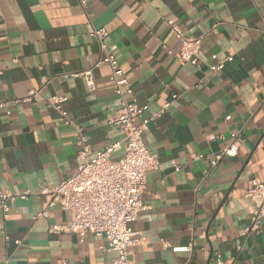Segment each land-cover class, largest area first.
Returning a JSON list of instances; mask_svg holds the SVG:
<instances>
[{"label":"crops","instance_id":"1","mask_svg":"<svg viewBox=\"0 0 264 264\" xmlns=\"http://www.w3.org/2000/svg\"><path fill=\"white\" fill-rule=\"evenodd\" d=\"M168 19L200 38L197 67L178 61ZM97 28L152 118L143 140L157 165L145 173L146 208L131 224L144 241L130 248V264H209L216 254L264 264V230L244 234L248 180L264 182V0H0V188L31 192L9 200L6 217L0 212V264H106L115 256L91 233L52 232L70 213L40 192L76 172L75 125L92 151L119 142L110 158L124 154L123 131L110 122L121 100L110 68L96 63ZM213 55L232 60L212 71ZM87 68L94 90L72 75ZM51 96L66 98L75 125L47 105ZM233 132L237 155L217 160Z\"/></svg>","mask_w":264,"mask_h":264},{"label":"built area","instance_id":"2","mask_svg":"<svg viewBox=\"0 0 264 264\" xmlns=\"http://www.w3.org/2000/svg\"><path fill=\"white\" fill-rule=\"evenodd\" d=\"M166 23L174 37L180 42V49L176 55L178 61L197 67V56L201 51L200 38L184 35L181 26L171 19L166 20ZM92 35L97 40L100 49V57L96 63L106 64L110 68L109 82L113 92L121 100V106L110 122L119 126L123 131L124 154L118 160L110 158L112 152L120 147L119 142L92 151L86 135L62 108V103L66 101V98L51 96L47 98V105L60 114L64 124H74L76 127L75 143L78 146V152L75 159L77 166L73 175L63 179L53 188H41L40 192L51 196L50 206L58 205L70 213V220L66 224L51 226L52 232L68 231L79 238L91 233L104 240L102 249L115 253L114 258L106 264H130V248L144 241L139 233L132 229L131 224L136 220L138 213L146 208L142 202V193L146 184L145 173L156 168L157 165L156 154L148 150L143 140V133L152 118L143 116L142 108L137 103L129 79L117 58L107 50L104 43L106 30L104 28L93 29ZM212 59L214 63L209 66V70H221L225 62L232 60V56L218 58L213 55ZM72 75L82 76L88 89H95L92 68ZM34 92L31 90L29 95ZM3 106L4 103L0 101V107ZM237 135L236 132L230 134L228 142L217 155V160L223 156L237 155ZM215 163L216 161H212L213 165ZM207 173L208 171H205L204 176ZM248 184L245 195L253 203V209L249 223L244 228V234H259L264 230V182L253 176L248 180ZM30 194L29 190L12 192L0 188L2 216L6 217L8 214L9 200L24 199ZM41 215L47 216V212L43 211ZM172 249L187 251L189 246H177ZM58 264H65V261H60ZM209 264L234 263L233 260H224L216 254Z\"/></svg>","mask_w":264,"mask_h":264}]
</instances>
